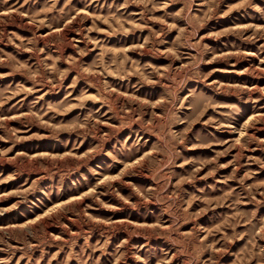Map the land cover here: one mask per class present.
<instances>
[{
    "label": "rangeland",
    "instance_id": "1",
    "mask_svg": "<svg viewBox=\"0 0 264 264\" xmlns=\"http://www.w3.org/2000/svg\"><path fill=\"white\" fill-rule=\"evenodd\" d=\"M0 264H264V0H0Z\"/></svg>",
    "mask_w": 264,
    "mask_h": 264
}]
</instances>
